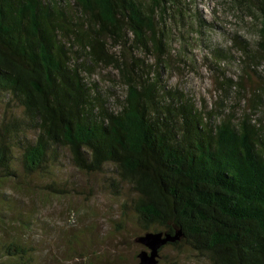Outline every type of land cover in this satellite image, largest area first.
<instances>
[{"label": "trees", "instance_id": "obj_1", "mask_svg": "<svg viewBox=\"0 0 264 264\" xmlns=\"http://www.w3.org/2000/svg\"><path fill=\"white\" fill-rule=\"evenodd\" d=\"M198 1L0 0V188L39 177L42 191L76 190L58 181L70 158L79 172H111L122 216L141 234H179L161 257L170 247L208 264H264V0H222L252 19L256 37L205 44L211 64L220 70L236 49L263 83L251 91L245 74L222 71L212 106L170 80L186 61L172 54L175 25L214 29L193 12ZM102 72L118 90L94 78ZM6 196L0 264H39L36 216L16 214Z\"/></svg>", "mask_w": 264, "mask_h": 264}, {"label": "rangeland", "instance_id": "obj_2", "mask_svg": "<svg viewBox=\"0 0 264 264\" xmlns=\"http://www.w3.org/2000/svg\"><path fill=\"white\" fill-rule=\"evenodd\" d=\"M194 11L207 22H213L214 29L209 25L203 28V33L197 31V22L193 19L190 20L193 27L191 24L175 25L172 54L185 56L186 61L180 64L181 69H171L173 76L170 80L191 90L199 101L205 97L212 106L219 99L218 73L225 71L226 76L237 80L246 71L243 69L241 52L235 48V57L231 61H222L220 70L214 69L211 63L217 60L205 44L229 46V33L240 31L248 41L255 38L256 33L251 26V18H240L229 6H224L222 0H199L193 4ZM102 74L96 73L94 78L101 79L103 85H113L119 89ZM241 80L251 91L263 83L261 76L252 70ZM61 168L58 181L69 180L70 188L75 187L76 190L57 195L42 191L41 186L47 179L39 177L24 183L25 189L21 191L19 186L15 187L12 183L10 186L2 184L0 188L7 195L6 201L15 205L16 214H35L37 226L30 236L38 248L39 264H137L139 254L147 249L140 241L146 232L141 234L135 222L124 220L122 203L125 196L117 197L108 187L107 178L111 172H79L70 158L64 159ZM120 224L124 225L123 229H118ZM86 228L89 230L82 233ZM68 236L77 249L71 256ZM79 245H83L84 249ZM162 254L164 256H160L159 264H175L174 261L177 264H208L206 256L188 249L177 253L167 247Z\"/></svg>", "mask_w": 264, "mask_h": 264}, {"label": "water", "instance_id": "obj_3", "mask_svg": "<svg viewBox=\"0 0 264 264\" xmlns=\"http://www.w3.org/2000/svg\"><path fill=\"white\" fill-rule=\"evenodd\" d=\"M179 238V234H172L162 231H148L140 237V241L146 245L147 249L139 254L138 264H159L160 249L168 242H173Z\"/></svg>", "mask_w": 264, "mask_h": 264}]
</instances>
